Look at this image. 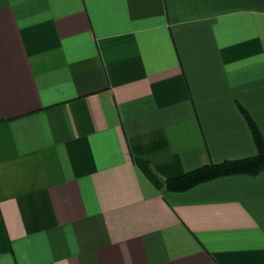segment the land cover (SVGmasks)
Here are the masks:
<instances>
[{
    "label": "crops",
    "instance_id": "crops-1",
    "mask_svg": "<svg viewBox=\"0 0 264 264\" xmlns=\"http://www.w3.org/2000/svg\"><path fill=\"white\" fill-rule=\"evenodd\" d=\"M247 116L264 0H0V264H264Z\"/></svg>",
    "mask_w": 264,
    "mask_h": 264
},
{
    "label": "trees",
    "instance_id": "trees-1",
    "mask_svg": "<svg viewBox=\"0 0 264 264\" xmlns=\"http://www.w3.org/2000/svg\"><path fill=\"white\" fill-rule=\"evenodd\" d=\"M247 118L257 145V151L255 154L245 157L225 159L219 162L204 163L178 176L164 178L165 186L169 190H184L201 181L222 175L233 173L256 174L263 171L264 142L252 120L248 116Z\"/></svg>",
    "mask_w": 264,
    "mask_h": 264
}]
</instances>
